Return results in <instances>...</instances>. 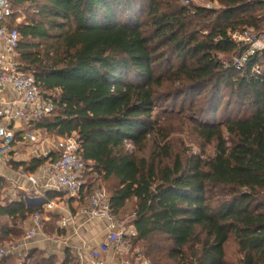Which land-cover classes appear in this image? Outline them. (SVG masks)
Instances as JSON below:
<instances>
[{"label": "trees", "instance_id": "obj_1", "mask_svg": "<svg viewBox=\"0 0 264 264\" xmlns=\"http://www.w3.org/2000/svg\"><path fill=\"white\" fill-rule=\"evenodd\" d=\"M139 1L22 0L35 15L15 25L22 3L11 0L16 61L55 106L35 128L76 139L89 194L108 184L115 219L131 205V253L151 264H264V52L237 71L229 38L264 32V1L225 0L221 10ZM162 101L205 153L174 144L156 116ZM44 162L22 165L33 173ZM5 189L0 180V247L19 242L27 220L44 213L9 202ZM57 219L45 221L46 235H62ZM0 264L78 263L68 249L60 260L31 248Z\"/></svg>", "mask_w": 264, "mask_h": 264}, {"label": "built area", "instance_id": "obj_2", "mask_svg": "<svg viewBox=\"0 0 264 264\" xmlns=\"http://www.w3.org/2000/svg\"><path fill=\"white\" fill-rule=\"evenodd\" d=\"M264 1V0H263ZM185 0L184 4H188ZM12 16L11 0H0V92L10 87L18 97V106L14 102L0 101V153L6 152L16 142V132L11 125L20 124L23 141L36 145L32 153L35 159H45L39 165L35 175H28L27 180L32 185H37L39 180L53 190H63L69 197L76 198L85 190L84 172L85 163L77 155L78 143L73 137H52L39 140L36 125L49 118L55 109L53 102L44 97L43 90L36 84L34 78L21 71L20 64L16 61V49L19 44V35L16 29L9 28L8 20ZM229 38L238 47L239 54L232 56L231 65L240 71L245 66L248 58L259 56L264 52V32L253 33L248 29H240L229 34ZM224 67L229 66L222 61ZM262 68L254 66L251 73L255 76L261 74ZM125 149L130 151L133 145L125 143ZM21 176L23 174L21 173ZM101 186V185H100ZM97 185L88 195L87 205L81 212L93 220L108 222V234L105 240L95 251L86 243L82 249L88 254L93 264H114L106 262L103 254L112 257H128V264H150L141 254L130 251L129 239L135 237L133 225L124 226L110 212L109 196ZM54 203L44 205L45 212L54 210ZM43 213L35 212L30 218V225L25 230L22 239L17 243H9L0 247V259L7 256L23 257L26 244L38 237H44ZM68 222L62 219L58 222V229L63 230ZM60 235L51 237L53 244H59ZM22 249V250H20Z\"/></svg>", "mask_w": 264, "mask_h": 264}, {"label": "crops", "instance_id": "obj_3", "mask_svg": "<svg viewBox=\"0 0 264 264\" xmlns=\"http://www.w3.org/2000/svg\"><path fill=\"white\" fill-rule=\"evenodd\" d=\"M17 2L22 3V0H13L12 3ZM29 6L30 4L26 2L21 5L17 3L14 7L12 21L15 25L24 22L26 17L29 18V16L33 17L35 15V7L30 9ZM18 100L17 95L10 87H6L0 92V101L14 102L18 106ZM2 125L3 122L0 121V126ZM11 127L16 132V142L6 152L0 153V180L6 186L5 190H7L9 202L22 199L29 208L41 207L43 209L45 204L54 203L57 208L49 212H45L44 210V226H49L50 223L45 224V221L50 219L52 215L58 217L57 224H55L57 229L60 220L66 219L68 222L67 227L61 230L62 235L55 233L53 235L44 234V237H38L27 243L25 250L36 248L46 255H55L61 260L64 251L68 249L78 264H93L88 254L82 249V243L84 242L95 251H98V247L103 243L108 234V222L90 219L81 212L82 208L87 205L88 200L85 190L81 192L80 196L71 198L63 190L47 188L41 180H39L37 185L29 183L26 176L35 175L36 171L27 173L22 164L28 165V163L35 159L32 150H34L36 145L23 141L20 135L22 133L20 132L22 129L20 124L11 125ZM36 131L38 132L39 140L55 137L47 135L39 128ZM21 173L23 176H21ZM49 192L52 193L51 196L48 194ZM46 213L47 215H45ZM0 222H4L2 218H0ZM29 225L30 218L24 224V233ZM56 235L62 237V241L59 244H53L50 241L51 237ZM102 257L106 262L114 264H128L127 258H129L128 256L122 259L120 257H112L109 254H103Z\"/></svg>", "mask_w": 264, "mask_h": 264}, {"label": "rangeland", "instance_id": "obj_4", "mask_svg": "<svg viewBox=\"0 0 264 264\" xmlns=\"http://www.w3.org/2000/svg\"><path fill=\"white\" fill-rule=\"evenodd\" d=\"M176 1H177V4L179 6H196V7H204V8L214 9V10H221L227 6V3L225 0H189V3L187 5L184 4L185 0H176ZM139 2L143 3V0H140ZM176 104L178 106L180 104V102L177 101ZM169 105H170V102L163 103V101H162V103L157 105L158 111L156 113V116L158 119H161V118H162V120L164 119V121H162V123H161V127H164L165 130H170V132L172 133V139H173L174 144L178 145V144L183 143L184 147L187 150L192 151L193 153H198V154L205 153V151L202 150V147H200L198 144H196V143L190 144L189 143L186 133H181L180 124H181V122H185V121L174 122L176 119L169 120V118L173 117L169 112L170 110H172L169 107ZM187 108H188V102L185 103V110H187ZM175 110H178V108H176ZM157 118H154V120L155 119L157 120ZM150 149H151V145L149 143V146L146 147V150L144 153L145 154L149 153ZM127 152L133 153L134 151H133V149H131L130 151H127ZM87 181H88V179L85 178V194L86 193L89 194V192H90V191H88L87 183H89V182H87ZM98 185L99 186L101 185L99 188H102L106 192V194L108 195V192H107L108 184L105 185L103 183H101V184L98 183ZM130 208H131V205H129L127 210L118 218L117 221L119 222V224H122L124 226H127L129 224L130 220L132 219L131 216H133L132 213L130 212L131 211ZM0 223H2V222H0ZM5 245H7V244H5ZM5 245H3V246H5ZM232 248L233 247L231 245L229 247L228 251H231ZM149 263L151 264L150 261H149Z\"/></svg>", "mask_w": 264, "mask_h": 264}]
</instances>
